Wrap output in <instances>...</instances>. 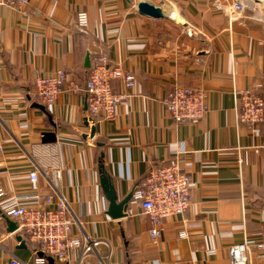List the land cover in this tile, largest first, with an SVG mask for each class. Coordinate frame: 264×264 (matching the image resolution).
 I'll return each mask as SVG.
<instances>
[{
    "label": "crops",
    "instance_id": "1",
    "mask_svg": "<svg viewBox=\"0 0 264 264\" xmlns=\"http://www.w3.org/2000/svg\"><path fill=\"white\" fill-rule=\"evenodd\" d=\"M139 1L30 0L27 14L0 7V61L6 65L0 80V264L13 257L33 264L38 256L19 229L11 232L19 221L3 207L31 194L33 170L42 195L55 192L68 201L77 218L74 233L95 242L83 260L81 250L73 252L69 264H230V247L245 239L249 264H264V251L255 246L264 229V120L240 126L235 109L236 90L253 89L264 99V25L249 11L227 14L211 0H168L172 7L162 5L164 18L139 14ZM82 11L91 19L86 29L77 26ZM88 52L91 65L104 52L137 80L115 121L94 118L95 140L105 142L104 165L119 200L150 169L185 151L179 155L191 177V203L184 214L162 222L157 240L132 199L128 217L106 215L95 140L82 135L90 131L84 120L90 115ZM59 69L80 90L67 88L53 106L38 102L35 78ZM180 84L207 94L210 111L199 123L176 122L166 109L164 99ZM113 90L126 88L114 80ZM52 131L57 141L42 142ZM46 159L61 168V181L44 169ZM211 249L216 253L207 254Z\"/></svg>",
    "mask_w": 264,
    "mask_h": 264
},
{
    "label": "built area",
    "instance_id": "2",
    "mask_svg": "<svg viewBox=\"0 0 264 264\" xmlns=\"http://www.w3.org/2000/svg\"><path fill=\"white\" fill-rule=\"evenodd\" d=\"M215 8L227 13H238L242 16L247 5L245 0H211ZM30 0H0V7H8L27 14L26 7ZM77 26L86 29L90 25L88 12L82 11L76 17ZM90 75L86 85L87 108L93 117L106 121H115L117 107L129 97V92L136 86V76L126 72L120 64L112 63L104 52L92 58ZM6 65L0 61V80L4 76ZM121 80L126 91L115 93L113 81ZM70 89L73 93L80 90V85L68 78V73L59 69L50 74L39 75L34 80V96L38 102L53 106L61 94ZM235 109L238 125L253 126L264 120V99L253 89L235 91ZM166 109L176 122L199 123L210 111L207 94L204 89L188 85H176L164 99ZM3 146L0 144V152ZM184 149H179L177 155L166 164L149 170L141 184L132 192V200L137 202L142 213L151 223L150 235L153 240L162 236V222L184 214L191 203L192 182L180 155ZM241 162V160L239 159ZM46 171H52L58 181L62 179V171L58 165L44 161ZM31 194L18 196L4 204V210L20 223L19 231L33 244L37 256L33 264H50L47 257H53L57 264H69L72 253L81 250L83 258L95 246V242L86 241L74 233L76 217L72 216L68 201L64 197L56 198L55 192L42 195L39 192V171L29 173ZM4 191L0 188V197ZM31 201L33 203H27ZM107 210V208H105ZM78 222V220H77ZM79 223V222H78ZM182 237L188 236L187 230H182ZM88 242V243H86ZM264 251V229L259 234L255 245ZM249 240L230 247V264H249ZM216 249L207 250V254H215ZM10 264H27L13 257Z\"/></svg>",
    "mask_w": 264,
    "mask_h": 264
},
{
    "label": "water",
    "instance_id": "3",
    "mask_svg": "<svg viewBox=\"0 0 264 264\" xmlns=\"http://www.w3.org/2000/svg\"><path fill=\"white\" fill-rule=\"evenodd\" d=\"M137 11L141 15L152 18H164L167 16L161 6L155 5L146 0H140L138 2ZM90 54L91 53L88 52L85 59V67L87 68H91ZM35 105L46 111V108L43 104L36 103ZM84 120L85 123L90 127V131L88 133L82 134L83 138L87 141H93L95 140L96 132H97L95 119L91 115H87ZM56 141H57V134L55 131L43 133L42 142L54 143ZM104 157L105 154L104 152H102L99 172H100V183L104 195L109 202L106 215L113 220H119L121 218L128 217V209H129V203L131 202L132 199V192L128 194L125 198L119 200L117 191L114 186V180L108 175L105 169ZM19 226H20L19 222H17L16 224L11 223L10 225L11 232L16 231L19 228ZM17 238L21 242L22 245L21 247H25V242L22 239V236L18 235ZM38 255L43 257L44 253L38 251ZM47 260L50 264H57L53 257H47Z\"/></svg>",
    "mask_w": 264,
    "mask_h": 264
},
{
    "label": "rangeland",
    "instance_id": "4",
    "mask_svg": "<svg viewBox=\"0 0 264 264\" xmlns=\"http://www.w3.org/2000/svg\"><path fill=\"white\" fill-rule=\"evenodd\" d=\"M146 1L151 2L153 4L156 3L155 5H158L161 7L163 5L164 8L168 9V10L170 7H172V5L168 2V0H146ZM136 2H137V0H136ZM245 4L247 5V7H246V11L242 15V17H244L247 14L246 12L249 11L258 23L262 22L264 25V0H245ZM166 12L170 16L173 15L172 12H170V11H166ZM172 17L175 18L174 16H172ZM176 19L178 21L180 20V18L178 16Z\"/></svg>",
    "mask_w": 264,
    "mask_h": 264
},
{
    "label": "trees",
    "instance_id": "5",
    "mask_svg": "<svg viewBox=\"0 0 264 264\" xmlns=\"http://www.w3.org/2000/svg\"><path fill=\"white\" fill-rule=\"evenodd\" d=\"M90 70L91 69H88L89 74H88L87 80H88L89 75H90ZM95 145H96V149H97L96 164H97V170L99 172L100 164H101V153L103 152V148L105 146V142L101 138H96ZM99 176H100V172H99Z\"/></svg>",
    "mask_w": 264,
    "mask_h": 264
},
{
    "label": "bare ground",
    "instance_id": "6",
    "mask_svg": "<svg viewBox=\"0 0 264 264\" xmlns=\"http://www.w3.org/2000/svg\"><path fill=\"white\" fill-rule=\"evenodd\" d=\"M173 10H171L170 12H172ZM172 13H174V12H172Z\"/></svg>",
    "mask_w": 264,
    "mask_h": 264
}]
</instances>
